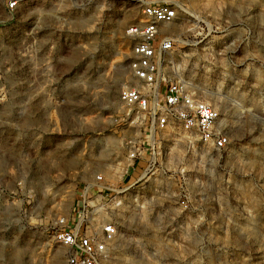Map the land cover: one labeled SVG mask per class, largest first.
Segmentation results:
<instances>
[{
    "label": "rangeland",
    "instance_id": "374dc122",
    "mask_svg": "<svg viewBox=\"0 0 264 264\" xmlns=\"http://www.w3.org/2000/svg\"><path fill=\"white\" fill-rule=\"evenodd\" d=\"M8 1L0 0V264H65L56 219L97 175L112 180V166L145 136L144 117L119 100L133 84L126 31L142 21V0H27L14 13ZM190 8L162 28L179 40L162 71L218 109L230 145L217 152L165 135L155 174L109 211L119 234L106 264H264V0ZM129 179L114 184L122 190Z\"/></svg>",
    "mask_w": 264,
    "mask_h": 264
},
{
    "label": "built area",
    "instance_id": "2783aa9c",
    "mask_svg": "<svg viewBox=\"0 0 264 264\" xmlns=\"http://www.w3.org/2000/svg\"><path fill=\"white\" fill-rule=\"evenodd\" d=\"M25 1L9 0L6 9L14 13ZM192 1L142 0V21L126 31L134 41L129 63L133 84L121 89L119 100L136 111L140 119L144 117L145 136L142 141L130 143L127 157L112 166V180L105 173L97 175L78 204L56 219L53 241L68 251L65 264L108 262L119 234V226L109 218V211L122 206V194L155 174V159L167 142L165 135L179 133L187 143L217 152L230 145L218 109L186 81L167 79L162 71L179 42L176 35L162 28L188 18ZM119 176L124 181L130 178L122 190L114 184ZM181 203L185 206L186 200Z\"/></svg>",
    "mask_w": 264,
    "mask_h": 264
}]
</instances>
